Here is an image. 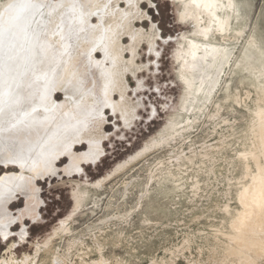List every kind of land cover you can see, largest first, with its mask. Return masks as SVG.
<instances>
[{"label":"rangeland","instance_id":"1","mask_svg":"<svg viewBox=\"0 0 264 264\" xmlns=\"http://www.w3.org/2000/svg\"><path fill=\"white\" fill-rule=\"evenodd\" d=\"M236 2L225 31L208 10L172 0H146L137 19L119 23L128 67L115 79L120 94L71 151L100 155L74 170L62 154L56 174L14 193L0 221L11 223L0 232V264H264V210L238 228L242 192L264 170V0ZM209 37L229 55L191 57L190 40ZM90 39L72 40V54L100 98ZM7 171L19 170L0 162Z\"/></svg>","mask_w":264,"mask_h":264},{"label":"bare ground","instance_id":"2","mask_svg":"<svg viewBox=\"0 0 264 264\" xmlns=\"http://www.w3.org/2000/svg\"><path fill=\"white\" fill-rule=\"evenodd\" d=\"M84 1H90L91 6ZM172 1L182 2L185 7L194 3L199 10H208L221 31L227 30L237 17L236 0ZM122 2L128 4L126 9H121ZM145 3L146 0H9L1 4L0 162L4 168L16 167L19 171L0 174V221L9 215L5 206L15 192L29 193L33 178L57 173L55 162L62 154L70 155L74 170L100 155L93 151L75 155L71 151L91 118L105 106L113 107V95L120 94L115 79L120 77L119 70L127 67V46L120 39L125 29L119 31V23H132L138 18L134 8ZM93 15L98 25L91 22ZM126 31L131 33L128 24ZM85 32L92 37L86 63L97 67L102 76L100 98L84 88L72 54V40L78 42ZM190 49L193 58H205L209 53L221 58L229 55L210 37L207 41L190 40ZM99 52L102 59L97 58ZM58 88L65 90L67 98L63 102L54 98ZM88 143L91 149L95 147L93 141ZM241 197L246 210L238 228L245 229L251 218L257 223L264 210V170L253 177ZM10 224H0L4 236L9 234Z\"/></svg>","mask_w":264,"mask_h":264}]
</instances>
